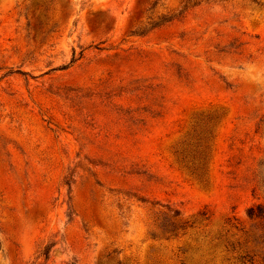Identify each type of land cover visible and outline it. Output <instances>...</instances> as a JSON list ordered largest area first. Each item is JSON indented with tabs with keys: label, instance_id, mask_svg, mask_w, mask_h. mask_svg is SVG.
I'll list each match as a JSON object with an SVG mask.
<instances>
[{
	"label": "rangeland",
	"instance_id": "374dc122",
	"mask_svg": "<svg viewBox=\"0 0 264 264\" xmlns=\"http://www.w3.org/2000/svg\"><path fill=\"white\" fill-rule=\"evenodd\" d=\"M263 170L264 0H0V264H264Z\"/></svg>",
	"mask_w": 264,
	"mask_h": 264
},
{
	"label": "trees",
	"instance_id": "16d2710c",
	"mask_svg": "<svg viewBox=\"0 0 264 264\" xmlns=\"http://www.w3.org/2000/svg\"><path fill=\"white\" fill-rule=\"evenodd\" d=\"M71 62H73V60ZM260 174L261 175L264 174V170L261 171ZM262 181H264V178ZM247 215L251 219H260V220L264 219V206L261 204H257L255 206L250 207L247 211ZM47 255L48 252H46V254L44 253L46 259H47Z\"/></svg>",
	"mask_w": 264,
	"mask_h": 264
}]
</instances>
